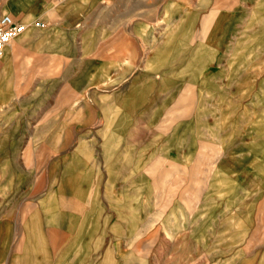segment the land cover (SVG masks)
Instances as JSON below:
<instances>
[{
  "label": "rangeland",
  "instance_id": "obj_1",
  "mask_svg": "<svg viewBox=\"0 0 264 264\" xmlns=\"http://www.w3.org/2000/svg\"><path fill=\"white\" fill-rule=\"evenodd\" d=\"M189 3L63 1L46 15L37 0L26 11L29 33L0 57V264L232 258L215 249L214 217L229 205L206 187L216 173L208 151L194 164L196 137L219 124L201 121L219 107L178 92L188 78H157L146 61L156 45L169 57L163 26ZM254 231L235 256L262 246Z\"/></svg>",
  "mask_w": 264,
  "mask_h": 264
},
{
  "label": "crops",
  "instance_id": "obj_2",
  "mask_svg": "<svg viewBox=\"0 0 264 264\" xmlns=\"http://www.w3.org/2000/svg\"><path fill=\"white\" fill-rule=\"evenodd\" d=\"M35 1L8 0L0 5V14L8 13L26 22V11ZM63 1L69 5L109 0H39V3L43 12L50 15L53 5ZM189 1L172 8L176 15L163 26L167 32L162 41L169 37L174 42L168 48L166 43L162 45L168 49L169 57L160 58L156 45L146 61L154 65L157 78H188L174 84L175 90L179 87L178 92L187 88L193 93L201 91L214 107H219V113L207 116L206 121L194 118L192 121L193 125L200 121L219 123L196 137L198 147L194 150V164L199 152L208 151V164L216 173L206 187H215L214 192L222 195L229 205L218 209L214 217L220 220L215 224V249L232 255L222 259L221 264H264V242L262 246H248L245 259L234 255L242 239L255 232V228L264 232V225L254 224L255 218H264V0ZM22 13L25 19H20ZM65 17L71 18L63 13L61 18ZM35 19L42 21L39 17L31 21ZM157 27L154 23L155 31Z\"/></svg>",
  "mask_w": 264,
  "mask_h": 264
},
{
  "label": "built area",
  "instance_id": "obj_3",
  "mask_svg": "<svg viewBox=\"0 0 264 264\" xmlns=\"http://www.w3.org/2000/svg\"><path fill=\"white\" fill-rule=\"evenodd\" d=\"M32 25L36 27H43V21L33 20L31 21ZM30 24V25H31ZM29 28L28 24L14 18L8 13L0 14V57L5 53V49L10 45L15 38L23 34Z\"/></svg>",
  "mask_w": 264,
  "mask_h": 264
},
{
  "label": "bare ground",
  "instance_id": "obj_4",
  "mask_svg": "<svg viewBox=\"0 0 264 264\" xmlns=\"http://www.w3.org/2000/svg\"><path fill=\"white\" fill-rule=\"evenodd\" d=\"M29 33V31L27 32V33H25V34H23V35H21V36H19L15 41L16 42H21L24 38H26L25 36L27 35ZM11 47L13 48V47H15V43L14 44H10V45H8L7 47H6V51H10V49H11ZM92 214V213H91ZM21 245V244H20ZM104 264H105V262H104Z\"/></svg>",
  "mask_w": 264,
  "mask_h": 264
}]
</instances>
